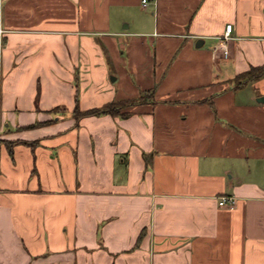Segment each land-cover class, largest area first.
<instances>
[{
    "label": "crops",
    "instance_id": "1",
    "mask_svg": "<svg viewBox=\"0 0 264 264\" xmlns=\"http://www.w3.org/2000/svg\"><path fill=\"white\" fill-rule=\"evenodd\" d=\"M0 27V264H264V77L235 83L264 0H0Z\"/></svg>",
    "mask_w": 264,
    "mask_h": 264
},
{
    "label": "trees",
    "instance_id": "2",
    "mask_svg": "<svg viewBox=\"0 0 264 264\" xmlns=\"http://www.w3.org/2000/svg\"><path fill=\"white\" fill-rule=\"evenodd\" d=\"M4 43H5V38H4ZM262 77H264V66L252 67L249 71L244 72L235 78L236 88L244 87L248 83L261 79ZM154 97H155L154 91H147V92H143L141 96L137 99L111 102L104 105L101 108H95L87 111L80 110V106L77 100L76 108L74 110L75 118L78 120L86 116H100V115L125 116L127 115V113H124L123 109H126L127 107H131L134 105H141L144 103H148V101L154 99ZM41 124L42 123L27 126L25 129H33Z\"/></svg>",
    "mask_w": 264,
    "mask_h": 264
},
{
    "label": "built area",
    "instance_id": "3",
    "mask_svg": "<svg viewBox=\"0 0 264 264\" xmlns=\"http://www.w3.org/2000/svg\"><path fill=\"white\" fill-rule=\"evenodd\" d=\"M147 3H148V0H143V4L146 5ZM232 30H233V26L232 25H228L227 28H226L227 36L231 35ZM5 34H6V30L4 28L0 27V60H1V55H2V52H3ZM235 203H236V200L233 197H223L221 199V201L219 202V204L221 206H228L230 208H234Z\"/></svg>",
    "mask_w": 264,
    "mask_h": 264
},
{
    "label": "rangeland",
    "instance_id": "4",
    "mask_svg": "<svg viewBox=\"0 0 264 264\" xmlns=\"http://www.w3.org/2000/svg\"><path fill=\"white\" fill-rule=\"evenodd\" d=\"M4 130H5L4 121H2L0 118V144L2 141H4V139H3L4 138Z\"/></svg>",
    "mask_w": 264,
    "mask_h": 264
},
{
    "label": "water",
    "instance_id": "5",
    "mask_svg": "<svg viewBox=\"0 0 264 264\" xmlns=\"http://www.w3.org/2000/svg\"><path fill=\"white\" fill-rule=\"evenodd\" d=\"M201 45L197 44V47H200Z\"/></svg>",
    "mask_w": 264,
    "mask_h": 264
}]
</instances>
